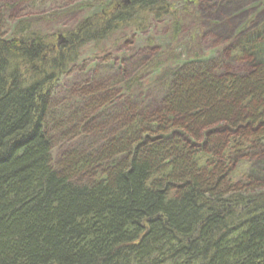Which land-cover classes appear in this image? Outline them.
I'll return each instance as SVG.
<instances>
[{"label":"trees","instance_id":"1","mask_svg":"<svg viewBox=\"0 0 264 264\" xmlns=\"http://www.w3.org/2000/svg\"><path fill=\"white\" fill-rule=\"evenodd\" d=\"M124 1L60 45L0 16V264H264V184L232 181L264 156V63H186L151 112L108 70L59 93L84 47L172 16Z\"/></svg>","mask_w":264,"mask_h":264},{"label":"rangeland","instance_id":"2","mask_svg":"<svg viewBox=\"0 0 264 264\" xmlns=\"http://www.w3.org/2000/svg\"><path fill=\"white\" fill-rule=\"evenodd\" d=\"M115 1L0 0V16L5 26H11L7 28L9 35L17 23L27 21L35 24L45 36L65 39L67 33L86 19L111 8ZM166 2L172 8V16L161 21L142 17V21H148L142 23L143 31L122 28L101 47L92 44L84 47L76 71L63 78L59 93H65L68 84L108 70L111 73L106 75L110 79L119 76V80L128 77L130 81L140 77L139 87L130 95H134L133 100L140 108L151 112L159 107L165 85L186 63L211 61L219 72L244 71L242 62L249 67L264 63V56L259 58L264 53L261 48L264 45V0ZM175 20L180 26L178 32L173 31ZM253 179L264 184V156L242 160L233 169L234 183L244 185Z\"/></svg>","mask_w":264,"mask_h":264},{"label":"water","instance_id":"3","mask_svg":"<svg viewBox=\"0 0 264 264\" xmlns=\"http://www.w3.org/2000/svg\"><path fill=\"white\" fill-rule=\"evenodd\" d=\"M125 3L128 4L129 0H125ZM59 41H60V43H65V39L62 36H59Z\"/></svg>","mask_w":264,"mask_h":264}]
</instances>
